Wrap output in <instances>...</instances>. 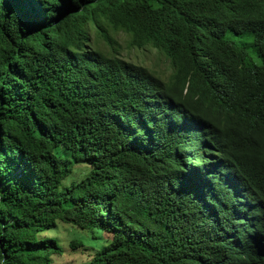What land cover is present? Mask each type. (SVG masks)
I'll use <instances>...</instances> for the list:
<instances>
[{"label": "trees", "instance_id": "trees-1", "mask_svg": "<svg viewBox=\"0 0 264 264\" xmlns=\"http://www.w3.org/2000/svg\"><path fill=\"white\" fill-rule=\"evenodd\" d=\"M0 264H264V0H0Z\"/></svg>", "mask_w": 264, "mask_h": 264}, {"label": "rangeland", "instance_id": "rangeland-1", "mask_svg": "<svg viewBox=\"0 0 264 264\" xmlns=\"http://www.w3.org/2000/svg\"><path fill=\"white\" fill-rule=\"evenodd\" d=\"M118 39L122 44V53L121 56L127 60L134 63L145 65L148 69L154 70L161 76H163L164 79H166L169 76V73L171 72L170 64L166 60L165 56L162 53H159L155 48L148 47V48H138V47H131L129 45V37L125 33H118ZM75 168H86L84 165H76ZM79 172H75V176H79ZM66 229L69 231V225H67ZM71 230H74V228H71ZM59 232V236L62 234V232ZM71 233V231H70ZM43 235H53L57 236V233H50L45 232ZM71 237L68 240V243L70 244ZM63 243H66L62 241Z\"/></svg>", "mask_w": 264, "mask_h": 264}, {"label": "clouds", "instance_id": "clouds-1", "mask_svg": "<svg viewBox=\"0 0 264 264\" xmlns=\"http://www.w3.org/2000/svg\"><path fill=\"white\" fill-rule=\"evenodd\" d=\"M163 78V77H162ZM164 79V78H163ZM166 80V79H164ZM153 82L149 85V88H152ZM162 97H160L157 92L156 93H151L148 97H147V101H148V105L155 108L157 110V116L160 117V119L162 120V124L160 126H157L155 129H153L151 132H147L146 134L148 135V137L150 138V140H154L158 135H160L162 133V131L164 130L166 123L164 121L167 112L169 110V108L172 106V104L174 102L170 101V100H164L161 99ZM179 153V162L182 164H189L191 162V165L196 166L198 169H200L201 164L200 162H198V160L193 157L191 158L188 155V152L182 148L180 149L177 154ZM222 161L221 158H217L213 161V164L216 165L218 163H220ZM188 166V165H186ZM183 173H186L188 176H190L191 178H195V171L192 169H187V170H181Z\"/></svg>", "mask_w": 264, "mask_h": 264}]
</instances>
